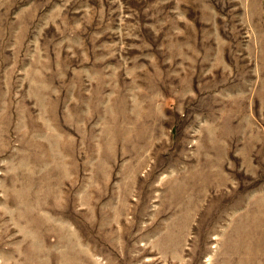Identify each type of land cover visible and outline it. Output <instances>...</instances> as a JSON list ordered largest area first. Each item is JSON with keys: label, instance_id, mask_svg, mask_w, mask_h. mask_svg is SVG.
<instances>
[{"label": "rangeland", "instance_id": "374dc122", "mask_svg": "<svg viewBox=\"0 0 264 264\" xmlns=\"http://www.w3.org/2000/svg\"><path fill=\"white\" fill-rule=\"evenodd\" d=\"M0 264H264V0H0Z\"/></svg>", "mask_w": 264, "mask_h": 264}]
</instances>
